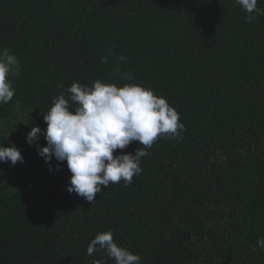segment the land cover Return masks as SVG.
Listing matches in <instances>:
<instances>
[{
	"label": "trees",
	"instance_id": "trees-1",
	"mask_svg": "<svg viewBox=\"0 0 264 264\" xmlns=\"http://www.w3.org/2000/svg\"><path fill=\"white\" fill-rule=\"evenodd\" d=\"M245 16L233 0H0V49L20 68L0 146L23 157L0 163V264H114L86 251L109 229L140 264H264V15ZM97 79L153 90L186 131L91 204L66 191V162L38 155L43 134L31 146L26 134L74 82Z\"/></svg>",
	"mask_w": 264,
	"mask_h": 264
},
{
	"label": "clouds",
	"instance_id": "clouds-1",
	"mask_svg": "<svg viewBox=\"0 0 264 264\" xmlns=\"http://www.w3.org/2000/svg\"><path fill=\"white\" fill-rule=\"evenodd\" d=\"M245 13V22L252 23L257 15H264L258 4L260 0H233ZM120 61L126 60L120 56ZM107 63V58L101 60ZM19 61L9 49H0V106L12 101L15 89L9 79L18 75ZM113 74L121 81L133 79L130 72H121L119 65ZM63 93L55 97L52 106L43 115L46 128L31 126L26 142L38 145L43 134L46 146L38 147V155L49 163L53 158L66 162L70 179L66 191L75 193L85 201L93 203L102 187L132 183L134 176L142 173V158L149 155L158 139L183 140L186 131L180 122V114L162 96L153 90L134 83H105L97 79L92 86L74 82ZM138 142L135 154L114 155ZM23 163V157L15 146H0V163L15 166ZM51 170V168H50ZM264 250V237L257 240ZM87 254L104 253L114 264H140V256L126 247L119 246L111 229L97 233L87 246ZM92 264H106V260L94 259Z\"/></svg>",
	"mask_w": 264,
	"mask_h": 264
}]
</instances>
